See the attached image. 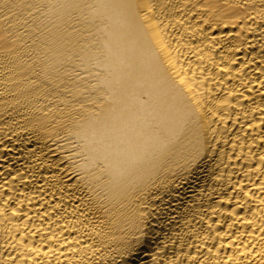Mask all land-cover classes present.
<instances>
[{
  "label": "bare ground",
  "instance_id": "6f19581e",
  "mask_svg": "<svg viewBox=\"0 0 264 264\" xmlns=\"http://www.w3.org/2000/svg\"><path fill=\"white\" fill-rule=\"evenodd\" d=\"M0 264H264V0H0Z\"/></svg>",
  "mask_w": 264,
  "mask_h": 264
}]
</instances>
